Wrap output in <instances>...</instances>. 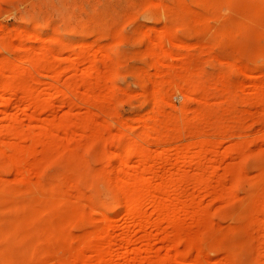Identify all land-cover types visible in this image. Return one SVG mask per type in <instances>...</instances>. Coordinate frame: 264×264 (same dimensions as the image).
I'll list each match as a JSON object with an SVG mask.
<instances>
[{
	"label": "rangeland",
	"instance_id": "obj_1",
	"mask_svg": "<svg viewBox=\"0 0 264 264\" xmlns=\"http://www.w3.org/2000/svg\"><path fill=\"white\" fill-rule=\"evenodd\" d=\"M0 264H264V0H0Z\"/></svg>",
	"mask_w": 264,
	"mask_h": 264
},
{
	"label": "bare ground",
	"instance_id": "obj_2",
	"mask_svg": "<svg viewBox=\"0 0 264 264\" xmlns=\"http://www.w3.org/2000/svg\"><path fill=\"white\" fill-rule=\"evenodd\" d=\"M24 107H25V105H24Z\"/></svg>",
	"mask_w": 264,
	"mask_h": 264
}]
</instances>
